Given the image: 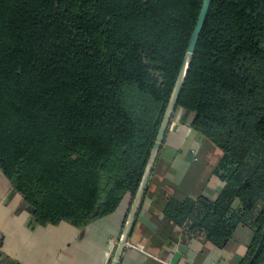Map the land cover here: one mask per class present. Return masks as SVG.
Returning a JSON list of instances; mask_svg holds the SVG:
<instances>
[{
    "label": "trees",
    "instance_id": "trees-1",
    "mask_svg": "<svg viewBox=\"0 0 264 264\" xmlns=\"http://www.w3.org/2000/svg\"><path fill=\"white\" fill-rule=\"evenodd\" d=\"M202 3L0 0V171L36 226L83 230L128 202L126 220ZM179 114L222 154L225 187L168 198L164 217L220 248L250 225L248 264L264 229V0H212Z\"/></svg>",
    "mask_w": 264,
    "mask_h": 264
},
{
    "label": "crops",
    "instance_id": "crops-1",
    "mask_svg": "<svg viewBox=\"0 0 264 264\" xmlns=\"http://www.w3.org/2000/svg\"><path fill=\"white\" fill-rule=\"evenodd\" d=\"M174 119L120 264H245L256 229L240 224L222 248L187 236L164 217L167 199L202 195L216 201L225 183L214 174L222 154ZM31 208L0 171V253L12 264H110L126 206L79 230L68 223L36 226ZM260 264H264V258Z\"/></svg>",
    "mask_w": 264,
    "mask_h": 264
},
{
    "label": "water",
    "instance_id": "water-1",
    "mask_svg": "<svg viewBox=\"0 0 264 264\" xmlns=\"http://www.w3.org/2000/svg\"><path fill=\"white\" fill-rule=\"evenodd\" d=\"M211 3H212V0H203L195 29L191 36L187 52L185 54L184 60L182 62L181 68L179 70V73L176 79V82L174 84V88L172 90L170 99L165 109V112H164V115H163V118L160 124V128L156 136V140L150 152V156H149L146 168L144 170V174L142 176L141 183L132 200L131 206L129 208L125 223L123 225V228H122L120 237L118 239V243L115 248L114 255H113V258L110 264H120L122 256L125 252V249L128 246L130 237L132 235V232L136 224L138 214L144 202V199H145L148 187H149V183L152 178L153 171L155 169L157 160L159 158L160 152L164 145L166 135L168 133L170 124L172 122L173 115L176 111L179 97L182 92V88L185 84L188 71L191 66L194 54L196 52V48H197L201 33L205 26ZM30 210L31 212H33L32 208ZM263 248H264V229L261 235L260 242L248 264H254L256 262V260L262 253Z\"/></svg>",
    "mask_w": 264,
    "mask_h": 264
},
{
    "label": "rangeland",
    "instance_id": "rangeland-1",
    "mask_svg": "<svg viewBox=\"0 0 264 264\" xmlns=\"http://www.w3.org/2000/svg\"><path fill=\"white\" fill-rule=\"evenodd\" d=\"M125 206H126V208H128V202H127V204H125ZM124 223H125V220H124ZM124 223H123V225H124Z\"/></svg>",
    "mask_w": 264,
    "mask_h": 264
}]
</instances>
